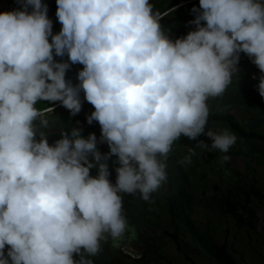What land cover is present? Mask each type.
I'll return each instance as SVG.
<instances>
[{
    "label": "clouds",
    "instance_id": "clouds-1",
    "mask_svg": "<svg viewBox=\"0 0 264 264\" xmlns=\"http://www.w3.org/2000/svg\"><path fill=\"white\" fill-rule=\"evenodd\" d=\"M15 2L0 11V264H92L83 252L96 254L105 232H125L118 193L139 189L148 200L159 188L167 174L158 155L167 159L182 134L204 132L206 100L224 93L240 53L259 69L264 98V0H199L195 29L174 41L150 0H56L57 34L46 3ZM54 55L83 65L78 84ZM81 91L105 156L95 133L85 139L80 129L54 146L43 132L36 139L34 121L45 115L37 102H60L76 116ZM207 136L222 152L236 141L227 132ZM113 155L115 184L100 162Z\"/></svg>",
    "mask_w": 264,
    "mask_h": 264
},
{
    "label": "flooded vegetation",
    "instance_id": "flooded-vegetation-1",
    "mask_svg": "<svg viewBox=\"0 0 264 264\" xmlns=\"http://www.w3.org/2000/svg\"><path fill=\"white\" fill-rule=\"evenodd\" d=\"M42 2L47 7L51 5L47 0ZM193 2L169 12L153 8L164 12L169 20L181 23L189 19L186 9ZM12 9L16 7L11 0H0V11ZM194 29H183L174 22L170 38L174 41L178 35ZM236 72L246 78L261 74L244 53H240ZM258 78L256 82L260 81ZM245 89L240 88L239 100H251L249 94H243ZM229 95L225 90L215 96L217 102L212 96L206 100L209 115L202 134L195 139L182 134L167 159L158 155V160L166 165L167 175L159 188L149 193L148 200L143 199L139 189L132 194L118 193L122 196L121 214L126 229L116 239L108 232L103 233L105 238L99 245L105 246L100 264H215L196 251L199 245L206 251L212 250L207 246L210 235L214 244L223 247L235 263L264 264V117L261 119L260 115L233 104ZM39 102L36 107L45 111V115L34 121L39 125L36 139L43 132L49 145L54 146L65 131L58 120L69 110L60 102ZM212 106H215L213 113ZM41 120H47V126ZM209 131L217 135L234 134L236 141L227 152H222L212 147ZM95 135L97 150L102 156L107 155L110 151L107 143L100 142L101 133ZM225 156L230 159L224 160ZM100 162L108 164L109 179L115 184L118 157L113 155ZM90 175H98V166L90 170Z\"/></svg>",
    "mask_w": 264,
    "mask_h": 264
},
{
    "label": "water",
    "instance_id": "water-1",
    "mask_svg": "<svg viewBox=\"0 0 264 264\" xmlns=\"http://www.w3.org/2000/svg\"><path fill=\"white\" fill-rule=\"evenodd\" d=\"M16 8H19L20 5L15 2V0H11ZM51 5L48 7V17L51 19L53 27L52 32L53 34L59 33V31L62 28V25L58 21L56 17V0H47ZM198 7V4L196 1H194L187 9L186 12L190 16L187 22H178L169 20L164 12H159L155 8H153V12L157 15H159L160 20L159 23L161 24L162 30L164 33L170 38V27L172 23H178L183 29H187L189 27L195 28L194 24H191L190 21H193L195 19V14L192 12L193 7ZM171 39V38H170ZM49 41L51 42V38H49ZM54 59L57 62H68L70 63V68L66 71V80L70 81L73 85H76L79 83L77 79L78 72L82 70L83 65L82 64H71V62L68 60L67 55L64 57H58L54 55ZM255 76V78H253ZM261 74L259 75H249L247 76H240L236 71L232 74L231 83L226 87V90L230 93V100L233 104H238L244 107L245 110H248L252 112L255 115H260L259 118L262 119L264 117V98L260 95L259 90V82H256V78L260 79ZM243 77V78H242ZM242 78V79H241ZM239 79L241 80V84H239ZM246 79V80H243ZM243 80V81H242ZM244 87L245 90H242L243 94H249L251 100H239L238 97L240 88ZM258 89V90H257ZM82 92V91H81ZM258 95L260 98L257 100L255 96ZM82 101V110L80 113H78L76 116H72L70 112H68L65 116L61 117L58 120V124L65 127V131L63 133H67L69 135V138H71V132L73 129H80V135L83 136L85 139L89 136L90 133H101L100 125L98 122L93 121L92 124L87 123V116L91 115V112L94 111V108L91 104H89L84 99V94L80 97ZM217 98L214 97L213 101H216ZM215 106L211 107V113H213ZM36 126V130L39 129V125L34 122ZM62 136V135H61ZM209 244L208 247H211L212 250L206 251L205 247L204 249L199 245L196 247V251L204 254L206 257L214 261L215 264H237L235 263L224 251L223 247H219L214 244L212 235H210L208 241ZM105 245H99V250L96 254H89L87 252H83L84 259L86 261H91L92 264H100L102 253L104 250ZM7 251V246L5 249V252ZM74 259L77 261L80 260V256H74Z\"/></svg>",
    "mask_w": 264,
    "mask_h": 264
},
{
    "label": "trees",
    "instance_id": "trees-1",
    "mask_svg": "<svg viewBox=\"0 0 264 264\" xmlns=\"http://www.w3.org/2000/svg\"><path fill=\"white\" fill-rule=\"evenodd\" d=\"M180 1H187V0H162V1H159V0H152L151 1V4H152V7H155V8H162L164 11H168L170 8H172L173 6H176L179 4ZM199 2V0H198ZM185 6V5H184ZM183 6L179 7V8H182ZM177 29L174 31L177 33ZM187 33H184V34H181V35H178L179 38H182L184 36H186Z\"/></svg>",
    "mask_w": 264,
    "mask_h": 264
},
{
    "label": "built area",
    "instance_id": "built-area-1",
    "mask_svg": "<svg viewBox=\"0 0 264 264\" xmlns=\"http://www.w3.org/2000/svg\"><path fill=\"white\" fill-rule=\"evenodd\" d=\"M193 1H198V0L180 1L178 5L173 6V7L170 8L167 12H169V11H171V10H174V9H176V8H178V7L184 6V5H186V4L190 3V2H193Z\"/></svg>",
    "mask_w": 264,
    "mask_h": 264
},
{
    "label": "rangeland",
    "instance_id": "rangeland-1",
    "mask_svg": "<svg viewBox=\"0 0 264 264\" xmlns=\"http://www.w3.org/2000/svg\"><path fill=\"white\" fill-rule=\"evenodd\" d=\"M40 102L38 101L37 104H39Z\"/></svg>",
    "mask_w": 264,
    "mask_h": 264
}]
</instances>
